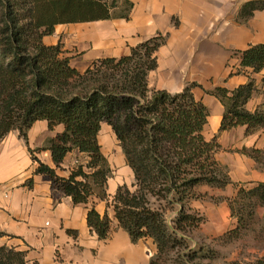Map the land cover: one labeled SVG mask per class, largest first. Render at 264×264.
Here are the masks:
<instances>
[{"label":"trees","instance_id":"obj_1","mask_svg":"<svg viewBox=\"0 0 264 264\" xmlns=\"http://www.w3.org/2000/svg\"><path fill=\"white\" fill-rule=\"evenodd\" d=\"M133 6L132 0H0V142L12 130L27 140L37 120H47L51 130L64 125L39 149L50 150L57 167L73 150L87 160H78L70 175L62 177L34 157L39 163L36 172L49 175L52 186L74 204L87 205L89 227L106 239L112 218L107 211L100 213L97 203L109 200L106 186L112 169L99 135L103 124L110 125L135 175V189L120 185L113 197L115 216L134 241L153 238L157 253L149 264H168L166 256L188 247L186 239L204 222L203 214L190 205L200 196L196 187L229 183L220 175L223 164L217 154L222 146L217 135H205L210 111L193 92L198 84L176 93L149 87L148 75L158 65L156 51L166 42L162 33L133 46L128 54L96 59L85 71L71 64L61 42L44 41L58 24L129 18ZM263 8L264 0H252L241 14ZM234 55L240 59L237 72L264 69V43ZM257 90L254 78L234 89L206 90L224 106L218 132L242 126L249 136L264 129V109L246 107ZM239 151L264 170V148L244 146ZM27 184L31 186L33 179ZM164 199L179 206L172 222H167L164 208L153 207V200ZM227 201L236 219L229 235L239 236L251 226L258 208H264V182L238 183ZM201 249L189 248L182 261L170 262L201 264L196 260L205 256ZM4 251L6 247L0 246V264H8Z\"/></svg>","mask_w":264,"mask_h":264},{"label":"crops","instance_id":"obj_2","mask_svg":"<svg viewBox=\"0 0 264 264\" xmlns=\"http://www.w3.org/2000/svg\"><path fill=\"white\" fill-rule=\"evenodd\" d=\"M132 1L129 18L58 24L44 41L52 37L46 43L56 44L61 39L71 64L85 71L96 59L128 54L133 46L162 33L167 37L156 51L158 65L148 75L151 89L176 93L197 83L193 92L214 112L218 129L224 106L206 90L216 86L234 89L254 78L258 90L246 107L251 111L264 109V69L237 72L240 59L234 55L250 45L264 43V8L242 16V8L252 0ZM67 25H72V32L63 34ZM53 35L57 38L53 39ZM63 130L62 124L51 130L47 120H37L28 130L27 140L18 130H12L0 142V232L4 233L0 236V246L9 251L5 261L8 264H149L157 252L156 243L151 238L134 241L128 230L119 225L112 205L120 185L134 187L135 183L134 171L119 142L114 151H106L99 139L112 169L106 186L109 200L97 203L100 213L107 211L112 218V231L106 239H100L89 227L87 205L74 204L70 196L52 186L49 175L36 172L39 163L34 157L62 177L70 175L78 160H87L84 153L73 150L61 167H57L51 151L39 149ZM106 130L116 139L110 125L106 124ZM215 135L222 146L218 159L230 166L235 181L264 182V170L239 151L244 146L264 148V129L246 136L245 127L240 126L217 131ZM30 179H33L31 186L27 184ZM258 212L264 215V208L259 207Z\"/></svg>","mask_w":264,"mask_h":264},{"label":"rangeland","instance_id":"obj_3","mask_svg":"<svg viewBox=\"0 0 264 264\" xmlns=\"http://www.w3.org/2000/svg\"><path fill=\"white\" fill-rule=\"evenodd\" d=\"M122 11L123 7L117 9L116 13L120 14ZM70 26L72 25H67V29L62 33H71ZM49 38L52 39V37ZM49 38H46L47 43L50 40ZM55 38L57 37L53 35V39ZM58 42H61V39ZM61 44L63 48V43L61 42ZM65 54L67 55L66 51ZM209 111L210 116L209 122L205 127V135L207 138H212L213 135L217 134L218 129L214 121L215 114L210 109ZM99 139L106 151H114L118 145L117 142H119L117 137L116 141L114 136L111 135V131L106 130V123L100 131ZM219 161L223 164L220 175L224 179L227 178L226 180L229 183L217 186L201 184L196 187V192L200 196L190 200V205L203 214L205 217L204 222L198 230L191 233L189 239H186L188 247H185V245L178 247V249L166 256L168 264H176L170 262V259L182 261V259L186 258L189 248L191 250L203 249H201V254H205V256L197 257L196 259L201 264H264V215L259 213L260 211L258 212L259 208L253 223L247 230L243 231L239 236L235 234L229 235L230 231L236 227V219L231 216L227 197H232L233 193H236L238 183L245 182L235 181L230 166L221 159ZM247 183L253 185V183ZM130 188L132 190L135 189V187ZM153 207L164 208L167 222H172L179 208L178 205H169L165 199L161 201L153 200ZM8 253V251H4L5 258L8 257Z\"/></svg>","mask_w":264,"mask_h":264}]
</instances>
